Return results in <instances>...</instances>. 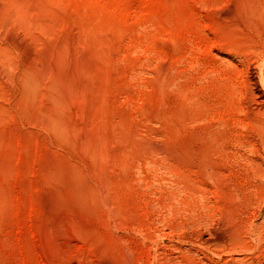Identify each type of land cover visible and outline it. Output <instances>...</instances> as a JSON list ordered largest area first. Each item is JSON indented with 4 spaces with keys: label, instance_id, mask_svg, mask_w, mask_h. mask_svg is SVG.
I'll return each mask as SVG.
<instances>
[{
    "label": "rangeland",
    "instance_id": "374dc122",
    "mask_svg": "<svg viewBox=\"0 0 264 264\" xmlns=\"http://www.w3.org/2000/svg\"><path fill=\"white\" fill-rule=\"evenodd\" d=\"M263 39L264 0H0V264H264Z\"/></svg>",
    "mask_w": 264,
    "mask_h": 264
},
{
    "label": "bare ground",
    "instance_id": "6f19581e",
    "mask_svg": "<svg viewBox=\"0 0 264 264\" xmlns=\"http://www.w3.org/2000/svg\"><path fill=\"white\" fill-rule=\"evenodd\" d=\"M258 39H259V38H258ZM248 43L250 44V42H248ZM259 44H260V43H259ZM261 44H262V43H261ZM16 45H17V44H16ZM261 46H262V45H261ZM261 46H260V47H261ZM263 46H264V39H263ZM246 47H247V46H246ZM19 48H20V47H19ZM25 48H26V47H25ZM25 48L22 47L21 50L23 51V49H25ZM247 48L249 49V51H253V52H254V50H252V49L250 50V47H249V46H248ZM247 48H246V49H247ZM254 48H256V47H254ZM248 49H247V50H248ZM261 49H262V47H261ZM25 50H26V51H25V53H26V52L28 51V49H25ZM247 50H246V51H247ZM22 51H21V52H22ZM256 51H258V50H256ZM262 51H264V50L262 49ZM23 52H24V51H23ZM259 52H260V51H259ZM25 53H24V55H25ZM249 53H250V52H249ZM256 53H257V52H256ZM261 53H262V52H261ZM263 53H264V52H263ZM244 54H245V53H244ZM7 55H9V54H7ZM0 56H1V55H0ZM2 56H3V55H2ZM4 56H6V55L4 54ZM259 56H260V55H259ZM262 56H264V55L262 54ZM245 57H248V55L245 56ZM249 57H250V56H249ZM253 57H255V56H253ZM1 58H2V57H1ZM3 58H4V57H3ZM257 58H258V57H257ZM261 58H262V57H261ZM251 59H252V58H251ZM4 60H6V57H5ZM7 60H9V59H7ZM7 60H6V62H7ZM255 60H256V59H255ZM258 60H259V59H258ZM10 61H12V60L10 59ZM8 62H9V61H8ZM1 63H2V62H1ZM1 63H0V64H1ZM9 63H11V62H9ZM6 64H7V63H6ZM28 64H29V62H28ZM28 64L26 63V66H28ZM10 65H11V64H9V66H10ZM33 65H35V64H33ZM33 65L31 64V66H33ZM6 66H7V65H6ZM31 66H30V67H31ZM1 67H2V66H1ZM7 67H8V66H7ZM11 67H12V66H11ZM3 68H4L3 70L6 69L5 66H4ZM32 68L34 69V67H32ZM17 69H18V68H17ZM29 69H30V68H29ZM3 70H2V74L5 73V71L3 72ZM6 70H7V69H6ZM11 70H12V69H11ZM13 70H14V68H13ZM19 70H21V69H19ZM22 70H23V69H22ZM30 70H31V69H30ZM34 70H35V69H34ZM34 70H32V71H34ZM9 71H10V69H9ZM14 71H15V70H14ZM14 71H13V72H14ZM13 72H12V73H13ZM16 72H17V70H16ZM21 72H23V73H24V72H27L28 75L26 74V77H27V76H28V77L31 76V75H29L28 67H27V70H25V71H20V73H21ZM30 72H31V71H30ZM0 73H1V72H0ZM6 73H7V71H6ZM6 73H5V74H6ZM10 73H11V72H10ZM10 73H9V74H10ZM17 73H19V71H18ZM20 73H19V75H20ZM5 74H4V75H5ZM21 74H22V73H21ZM13 75H14V74H13ZM32 75H33V74H32ZM8 76H9V75H8ZM33 76H35V75H33ZM33 76L31 77V79H33ZM38 76H39V75H38ZM35 77H36V76H35ZM29 78H30V77H29ZM36 78H37V77H36ZM52 78H54V77H52ZM52 78H50V79H52ZM9 79H11V77H9ZM12 79H13V78H12ZM27 79H28V78H27ZM37 79H38V78H37ZM54 79H55V78H54ZM18 80H19V78H18ZM21 81H23V80H21ZM29 81H30V80H29ZM29 81H28V85H29ZM31 81H32V80H31ZM34 81H35V80H34ZM251 81H252V80H251ZM37 82H38V81L36 80V83H37ZM52 82H53V81H52ZM25 83H27V82L25 81ZM31 83H32V82H31ZM57 83H58V82H57ZM21 84H22V83H21ZM33 84L35 85V82H33ZM253 84H254V88H251V89H252V90L254 89L253 92H255V94L252 92V93H253V96H255V103L258 105V107H260V111L262 110V111L264 112V89L260 86V84L258 83L257 79H255V78L253 79ZM28 85H27V86H28ZM36 85H37V84H36ZM36 85L34 86L35 88L38 87V85H37V86H36ZM49 85H50V83H49ZM49 85H48V86H49ZM59 85H60V82H59ZM62 85H63V84H62ZM251 85H252V84H251ZM261 85H262V84H261ZM51 86H52V83H51ZM54 86H56V85H54ZM57 86H58V85H57ZM57 86H56L55 88L58 90V88H60L61 86H59L58 88H57ZM65 86H67V85H64V87H65ZM64 87H62V88H64ZM251 87H252V86H251ZM29 88H31V87H29ZM48 88H50V87H48ZM70 89H71V88H70ZM34 90H35V89H33V91H34ZM51 90H52V88H51ZM57 90H53V91H54V93L61 92V93L54 94V95H56V96H58V95L60 94L61 97L59 96L58 104H59V106H61L60 103L62 102V104H63V102H64V100H65V98L63 97V94H64V93H62V91H60V90H59V91H57ZM63 90H64V89H63ZM72 90H73V89H72ZM26 91H27V90H26ZM49 91H50V90H49ZM56 91H57V92H56ZM67 91L69 92V88H68V90H65V91H63V92H67ZM249 91H251V90H249ZM70 92H71L73 95H75L73 91H70ZM70 92H69V93H70ZM28 93H30V92L28 91ZM31 93H32V91H31ZM71 93H70V94H71ZM61 94H62V95H61ZM64 95L67 96V93H65ZM26 96H27V95H26ZM251 96H252V95H251ZM253 96H252V98H254ZM67 97H68V96H67ZM69 98H71V96H70ZM71 99L73 100V97H72ZM52 100L54 101L55 99L52 98L51 101H52ZM69 100H70V99H69ZM253 100H254V99H253ZM253 100H252V102H253ZM53 101H52L51 103H53V104L55 103V104H56L57 101H56V102H55V101L53 102ZM59 102H60V103H59ZM65 102H67V100H65ZM65 102H64V104H65ZM70 103H71V106H72V105H73V104H72V101H70L69 104H70ZM73 103H74V102H73ZM253 104H254V103H253ZM59 106H58V108H59ZM63 106H64V105L61 106L60 113H63V111H61L62 109L67 108V107H65V106H64L65 108H63ZM67 106H68V105H67ZM52 107H54V106H52ZM256 107H257V106H256ZM54 108H56V107H54ZM58 108H57V110H59ZM50 110H51V109H50ZM67 110H68V108H67ZM255 110H256V109H255ZM258 110H259V109H258ZM258 110H257V113H256V114H258V113L260 112V111L258 112ZM52 111H53V110H52ZM58 112H59V111H58ZM50 113H51V112H50ZM53 113H54V112H52V114H53ZM60 113H59V115H60ZM52 114H51V115H52ZM261 115H262V114H261ZM52 116H54V115H52ZM56 116H57V115H56ZM56 116H54V117H56ZM262 116H263V115H262ZM254 118H255V117H254ZM256 118H258V117H256ZM256 118H255V121H256ZM259 118L262 119L263 117H259ZM253 120H254V119H253ZM257 120H259V119H257ZM255 121H254V122H255ZM259 121L261 122V120H259ZM263 121H264V120H263ZM50 122H51V121H50ZM257 122H258V121H257ZM48 123H49V122H48ZM52 123H53V122H52ZM250 123H251V122H250ZM261 123H262V122H261ZM261 123H254V125H255V124H257V125L259 124V125H260ZM262 124H263V123H262ZM51 126H52V124H51ZM251 126H252V125H251ZM254 127H255V126H254ZM261 128H263V131L260 130V128H258L257 130H260V131H262V132H257V131H256L257 133H261V134H262V135L257 134V135H259V141H260V139H261L260 136H264V135H263V134H264V127L262 126ZM253 132H254V131H253ZM255 134H256V133H255ZM256 137H257V136H256ZM252 138H253V136H252ZM243 139H244V138H243ZM245 139H246V138H245ZM250 140H251V139H250ZM253 140H254V139H253ZM262 140H263V138H262ZM254 141H255V140H254ZM254 141H253V143H256V142H254ZM259 141H258V142H259ZM247 142H248V141H247ZM262 142H264V141H261V143H262ZM261 143H260V144H261ZM249 144H251V142H249ZM248 146H250V145H248ZM256 146H257V148H258V145H256ZM254 148H255V147H254ZM254 148L251 149V148L249 147V149L252 150V154H253V150H254ZM261 148H264V146L261 147ZM263 150H264V149H263ZM259 151H260V150L258 149V152H259ZM261 151H262V149H261ZM249 153H251V152L249 151ZM254 154H255V152H254ZM254 154H253V155H254ZM257 154H258V153H256V155H257ZM228 155H229V154H228ZM231 155H232V153H231ZM234 155H235V154H234ZM237 155H238V154H237ZM244 155H246V154H244ZM244 155H243V156H244ZM253 155H252V156H253ZM262 156H264V155H262ZM234 157H235V156H234ZM248 157H249V155H248ZM235 159H236V158H235ZM240 159H241V158H240ZM249 159H250V158H249ZM252 159H253V158H252ZM226 160H227V159H226ZM242 160H243V159H242ZM250 160H251V159H250ZM231 161H232V159H231ZM251 161H252V160H251ZM251 161H250V162H251ZM262 161H263V158H262ZM235 162H236V161H235ZM250 162H249V163H250ZM252 162H253V161H252ZM244 163H245L244 165H247V164H248V163H246V162H244ZM258 163H259V162H258ZM260 163H262V162H260ZM236 164H237V163H235V165H236ZM240 164H241V163H240ZM242 164H243V162H242ZM255 164H256V162H255ZM261 165H262V164H261ZM263 165H264V164H263ZM248 166H249V165H248ZM252 166H253V165H250L249 168H251ZM246 167H247V166H246ZM242 168H244V167L242 166ZM242 168H241V169H242ZM247 168H248V167H247ZM233 169H234V168H233ZM245 169H246V168H244L242 171H246V170H247V169H246V170H245ZM263 169H264V168H263ZM229 171H230V170H229ZM248 171H250V169H248ZM252 171H254V170H252ZM230 172H231V171H230ZM241 173H242V172H240V174H241ZM246 174H247V173H246ZM249 174H251V173H248L247 178L249 179V177H250V178L252 179L253 177H251V176L254 175V173L251 174L250 176H249ZM241 175H243V173H242ZM255 175H256V177H257V174H256V173H255ZM244 176H245V174H244ZM248 176H249V177H248ZM258 176H259V173H258ZM261 176H262V175H261V173H260V177H261ZM260 177H258V179H260ZM244 178H245V177H244ZM244 178H243V179H244ZM247 178H246V179H247ZM254 179H255V178H254ZM258 179H256V180H258ZM263 179H264V178H263ZM263 179H262V180H263ZM249 180H250V179H249ZM252 180H253V179H252ZM260 181H261V180H260ZM242 182H243V180H242ZM249 182H250V181H249ZM252 182H253V181H251V183H252ZM257 182H258V181H257ZM240 183H241V182H240ZM246 183H247V182H246ZM253 183L255 184L256 182L254 181ZM241 184H242V183H241ZM249 184H250V183H248V185H249ZM256 184L258 185L259 183H256ZM262 184H263V181H262ZM248 185H247V186H248ZM259 185H261V184H259ZM249 186H250V185H249ZM251 186H252V185H251ZM251 186H250V188L255 187V185H254L253 187H251ZM262 186H263V185H262ZM256 187L258 188V186H256ZM260 187H261V186H260ZM263 187H264V186H263ZM255 189H256V188H255ZM239 190H240V189H239ZM248 190H249V189H248ZM250 190H251V189H250ZM252 190H253V189H252ZM256 190H257V189H256ZM231 191H232V190H231ZM241 191H242V190H240V192H241ZM233 192H234V191H233ZM233 192H232V193H233ZM228 193H229V192H228ZM230 193H231V192H230ZM244 193H246V192H244ZM244 193H243V194H244ZM93 194H94V193H93ZM240 194H241V193H240ZM257 194H258V193H257ZM257 194H256V195H257ZM263 194H264V192H263ZM258 195H259V194H258ZM242 196H243V195H242ZM244 196H246V195H244ZM248 196H249V195H248ZM259 196H262L261 193H260ZM259 196H257V197H259ZM254 197L257 199L256 196H253V198H254ZM251 198H252V197L250 196L249 199L251 200ZM243 199H245V198H243ZM262 199H264V197H262ZM245 200H246V199H245ZM246 201H247V200H246ZM248 201H249V200H248ZM254 201H255V200H254ZM254 201H251V202H254ZM261 202H263V200H262ZM243 203H245V201H243ZM247 203H248V202H247ZM249 203H250V202H249ZM249 203H248V204H249ZM255 203H256V202H255ZM255 203H254V204H255ZM258 203H259V202H258ZM263 203H264V202H263ZM243 205H244V204H243ZM245 205H246V204H245ZM250 205H251V203H250ZM250 205H249V206H250ZM262 205H263V204H262ZM251 206H252V205H251ZM258 206H259V205H258ZM258 206H257V207H258ZM260 206H261V205H260ZM243 207L245 208V206H243ZM246 207H247V206H246ZM255 207H256V206H255ZM263 207H264V206H263ZM258 208H259V207H258ZM247 209H248V208H247ZM256 209H257V208H256ZM253 210H254V209H253ZM259 210H260V209H259ZM249 211H251V212H253V213L255 212V211H252V210H250V209H249ZM248 213H249V212L247 211L246 216H247ZM259 213H260V215H261V216L263 217V219H264V208L261 209ZM244 214H245V213H244ZM255 214H256V213H255ZM251 215H252V214H251ZM242 221H243V220H242ZM244 221H245V220H244ZM246 221H247V220H246ZM242 224H243V222H242ZM242 224H241V225H242ZM238 226H239V225H238ZM242 226H243V225H242ZM236 228H237V227H236ZM232 229H233V228H232ZM234 229H235V228H234ZM234 229H233V230H234ZM248 229H249V228H248ZM248 229H247V230H248ZM241 230H242V228H241ZM243 230H244V228H243ZM244 231H245V230H244ZM244 231H243V232H244ZM219 232H220V231H219ZM228 233H229V232H228ZM235 233H236V232H235ZM244 233H245V232H244ZM255 233H256V231H255ZM246 234H247V233H246ZM253 234H254V233H253ZM224 235H225V234H224ZM224 235H223V234H219V235H217V238H218L219 240H222V239L224 238ZM228 235H229V234H228ZM255 235H256V234H255ZM259 235H260V233H259ZM262 236H263V235H262ZM249 237H250V236H249ZM253 237H254V236H253ZM234 238H236V237H234ZM257 238H258V236H257ZM262 238H263V237H262ZM250 239L252 240V238H250ZM248 240H249V239H248ZM248 240H247V241H248ZM254 241H255V239H254ZM259 241H260V240H259ZM251 242H253V240H252ZM260 244L262 245V243H260ZM260 244H259V246H260ZM253 246H254V245H253ZM253 246H252V247H253ZM259 246L257 245L258 248H259ZM257 247H256V248H257ZM261 247H262V246H261ZM256 248H255V250H254V247H253V250L256 251ZM251 249H252V248H251ZM259 249H260V248H259ZM259 249H258V250H259ZM258 250H257V251H258ZM261 250H263V249H260V252H261ZM262 253H263V252H262ZM256 254H257V253H256ZM260 254H261V253H260ZM260 254H259V255H260ZM260 256H262V255H260ZM260 256H259V257H260ZM263 257H264V256H263ZM263 259H264V258H263ZM240 263H242V262H240ZM247 264H249V262H248Z\"/></svg>",
    "mask_w": 264,
    "mask_h": 264
}]
</instances>
